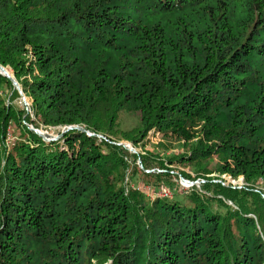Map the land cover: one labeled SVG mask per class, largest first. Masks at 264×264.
<instances>
[{"label": "trees", "instance_id": "trees-1", "mask_svg": "<svg viewBox=\"0 0 264 264\" xmlns=\"http://www.w3.org/2000/svg\"><path fill=\"white\" fill-rule=\"evenodd\" d=\"M0 65L32 112L0 73V264H264V0H0ZM122 111L139 122L119 134ZM151 130L201 175L183 173L202 181L182 201L123 182L136 154L110 137L137 147ZM137 171L171 185L170 169Z\"/></svg>", "mask_w": 264, "mask_h": 264}, {"label": "rangeland", "instance_id": "rangeland-1", "mask_svg": "<svg viewBox=\"0 0 264 264\" xmlns=\"http://www.w3.org/2000/svg\"><path fill=\"white\" fill-rule=\"evenodd\" d=\"M5 68L15 79L13 72L9 68L7 67ZM13 87L15 88L14 85ZM19 88L21 89L20 85ZM16 91L18 93V96L17 97L13 96L11 103L18 106L20 109H24L26 112H28L31 115L32 114L30 109L31 99L24 94L22 89L21 91L23 95L19 94L17 89ZM2 94L4 95L6 103H9L10 101L9 98H11V94H12L11 89L6 85L3 86ZM138 122H139L138 115L128 114L125 111H122L119 115L118 125L116 127L117 131L119 134L131 131L138 125ZM27 125L28 128L33 130L35 133L43 134L48 141L58 140L64 132L70 130L69 126L52 127V126H44L41 124L39 125L38 128H35L32 124H27ZM75 126H79V125H75ZM79 127H82L84 129L83 126H79ZM71 129H76V128H71ZM84 131H86L88 136H96L99 139L106 138L101 134L92 133L85 129ZM20 136H21L20 131L15 127V125L10 124L6 129L5 143L7 147L10 146L11 143L17 137ZM110 138L112 139V141L110 142H114L117 145H122L130 153L136 154V157L132 156V157L124 158L128 163V167L125 168V176L123 178L124 180L123 182L125 185H127V187L143 192L148 198L152 199L155 196H159V197L167 196V197H172V199L174 200L182 201L184 199L183 196H185L189 192L191 186L194 184L196 185V187H198L199 186L198 184L202 181L200 178H198L195 181H190L183 176V173L190 175L191 177L196 176L198 174V171L194 165H191L190 163H186V162L184 163L175 162L172 164L169 163L170 157H173L175 155H181L182 153H184L185 149L181 146V144L183 143L182 140H180L179 142L177 140L175 141L166 140L161 137L160 133L154 132V130L149 131L147 136L142 141L139 142V145L137 147H134V145L126 139L119 138V140L117 141V138L115 137H110ZM60 143L63 144V140H60ZM140 154L149 155L150 158H152L156 162L157 160H161L167 168L161 170L158 167H156L155 162L152 161L149 169H142L141 159L138 157ZM214 163L215 160L208 163L207 167L208 169H211V171H213L214 169L213 168ZM132 167H136L137 170L141 169L145 173H150V174L152 173L154 174L159 171H167L168 169H170V175L172 176L170 182L171 185L157 183L154 181L152 177H144L140 171L133 173ZM197 176L201 177V175H197ZM209 176L213 179L214 182H221L223 185H232L233 187L234 186L242 187L246 185V183L244 182L241 176L234 179L228 174H220L216 171L211 172ZM184 180H188L194 183L190 186H185L183 185L186 184V182L184 183ZM164 191H167L166 196H164Z\"/></svg>", "mask_w": 264, "mask_h": 264}, {"label": "water", "instance_id": "water-1", "mask_svg": "<svg viewBox=\"0 0 264 264\" xmlns=\"http://www.w3.org/2000/svg\"><path fill=\"white\" fill-rule=\"evenodd\" d=\"M0 73L4 76H6L7 78H9L11 80V82L13 83V85L15 86V88L18 90L19 94L23 95L21 89L19 88V85L17 83V81L13 78V76L7 71V69L3 66L0 65ZM69 128H76L80 131H84V129L82 127H79V126H75V125H72V126H69ZM44 140L48 141L43 134L41 133H38ZM185 181V180H184ZM188 183V182H186ZM192 183V182H190ZM194 183V182H193Z\"/></svg>", "mask_w": 264, "mask_h": 264}, {"label": "built area", "instance_id": "built-area-1", "mask_svg": "<svg viewBox=\"0 0 264 264\" xmlns=\"http://www.w3.org/2000/svg\"><path fill=\"white\" fill-rule=\"evenodd\" d=\"M185 182H188V183H189V184H187V183H186V184H183V185H185V186H190V185L193 184V183H190V181H188V180H185L184 183H185ZM166 195H167V191H164V196H166Z\"/></svg>", "mask_w": 264, "mask_h": 264}]
</instances>
